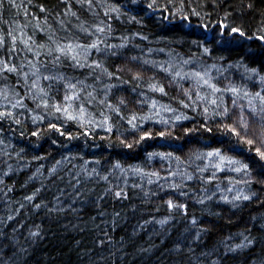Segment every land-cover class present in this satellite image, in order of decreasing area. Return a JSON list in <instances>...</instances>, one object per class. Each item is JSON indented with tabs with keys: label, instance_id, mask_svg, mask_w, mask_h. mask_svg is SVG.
<instances>
[{
	"label": "trees",
	"instance_id": "16d2710c",
	"mask_svg": "<svg viewBox=\"0 0 264 264\" xmlns=\"http://www.w3.org/2000/svg\"><path fill=\"white\" fill-rule=\"evenodd\" d=\"M15 2L21 4V0ZM106 2L108 6L120 5L123 14L119 18L113 15L111 33L101 35L100 39L105 45H119L121 37H127L128 43L124 48L103 50L102 46L101 52L92 50L87 63L99 61L104 69L114 74L112 78L100 69L76 67L73 61L65 58L54 65V57L47 55L46 49L41 50L40 60L47 66V71L41 68L44 75L60 72L72 83L81 81L82 85L77 84L78 88L83 86L85 91L94 90L93 103L89 105L85 100L83 120L67 119L63 113L50 114L53 112L51 106L47 112L36 108L39 101L27 98L22 77L14 73H0V89L7 85L5 91L13 103L22 99L27 105V108L13 109L0 97V111H10L15 119L21 121L16 124L11 118L0 119V264H197V257L200 264H212L213 261H219V264H264V184L257 182L264 180V173L261 172L262 162L254 155V148L264 150V145L257 141L252 146L253 153L242 150L229 153L249 164L250 176L227 168L217 171L210 183L200 179L188 181L180 175L171 176L170 173L185 172L201 175L197 168L214 161L197 160L191 157V153L196 150L209 152L220 145L213 135L203 131L184 135L185 129L199 128L205 123L201 109L185 108L180 103L181 100L187 103L181 87L176 83L169 84L167 74L154 65L142 64L143 60L165 63L193 58L196 63L186 65L185 71L198 64H216L220 71L212 69V75L219 87L231 82L237 86L247 85L251 92L258 91V83L248 80L243 68L235 67L248 49L259 52L258 42L249 41L244 48L227 50L213 37L219 31L221 20L225 24L243 26L249 34H260L258 29L264 27V0H157L158 5L169 6V13L180 8L181 4V15H191V9L201 13L200 17L192 16L191 23L182 29L178 25L183 22L175 20L168 24L159 19L160 12L145 15L140 9L150 0H142L140 5H131L129 0ZM40 5L47 11L41 12ZM25 9L29 13L27 17L23 14ZM71 12H75L76 16H71ZM95 12L99 15H94L77 0H23V7L20 8L4 0L0 8V29L7 32L8 25L15 29L18 22L27 24V32L32 35L35 16L39 18L41 27H46L43 21L47 19L59 39L75 38L82 44H88L94 37L82 33L76 25L90 27L108 20L99 5ZM225 12L230 13L227 18ZM129 16H136L142 22L130 20ZM58 18L64 20L65 28L60 26ZM203 24H208V29L202 28ZM136 33L140 35L136 36ZM144 36L147 40L143 39ZM34 39L37 44L48 43L45 34L39 31L35 32ZM192 40H203L204 46L213 49L211 55L204 54L201 47L191 43ZM149 49L153 51L149 52ZM24 55L20 52L15 58L17 66ZM131 57L139 59L133 61ZM27 59H32L31 54L27 55ZM244 63L249 67L260 66L247 56ZM128 68H132L133 72H129ZM135 72H140L144 80H133ZM149 77H154V80ZM121 80L130 83H121ZM157 80L163 84L167 95L148 88L149 83ZM28 83L31 84V80ZM106 85H117L111 89L109 100L120 107L119 114L97 103L104 99ZM42 86L48 92L45 98L49 105L60 102L63 106L66 94L63 82L53 81L49 85L43 81ZM132 88H136V92H132ZM183 88H191V82H185ZM206 91L203 88L200 90L201 94ZM13 92L20 95L16 97ZM141 92L144 96L140 95ZM67 94L71 95V92ZM121 98L127 102V107L119 103ZM81 99L85 97L82 95ZM192 99H196L195 92ZM224 99L231 108L233 98L226 94ZM145 100L147 102L139 103ZM152 100L157 101L155 111L163 117H171V113L164 112L160 105L177 109L192 119L175 122V127L165 129L158 123L157 117V120L140 125L141 131L132 129L127 120L133 114H147ZM238 103L246 105L247 101L240 99ZM70 110L77 115L78 104ZM105 115L110 117L111 132L95 126L103 121ZM238 115L239 110L236 109L233 118ZM36 116H43L44 119L33 122ZM220 123L218 119L215 123L208 121L215 137L220 136L215 131ZM51 124L56 125L59 131L49 127ZM81 125L90 129L91 135L82 134L84 128ZM143 130L154 134L167 130L181 139L156 137L134 144L131 149L120 143L121 140L128 143L139 140ZM68 133L76 138L70 139ZM177 145H183L184 150L178 151ZM151 152H173L180 160L148 157ZM117 161L125 169L124 172L114 170ZM130 167L143 171L136 173ZM53 168L57 169L55 174H51ZM93 170L98 175L89 177L87 173ZM151 173H158L160 178L150 177ZM212 173L213 169L209 167L202 175L207 179ZM103 176H108V181L100 178ZM149 178L152 183H148ZM250 179L253 182L249 185L237 183ZM173 183L179 187H170ZM109 188L111 191L105 194ZM121 189L126 197L114 195ZM237 191L256 195L251 200L236 201L235 207L222 199L227 196L229 201L233 200ZM76 192L80 195L77 196ZM200 199H204V203H200ZM169 200L174 204H186L187 211L170 208L167 204ZM193 217L198 221L195 227L191 224ZM162 220L166 223L161 224ZM38 230L39 236L30 235ZM197 233L200 236L198 240L195 239ZM245 236L253 240L251 245L233 252L226 251V245L235 248L244 243ZM177 243H181L180 251L175 248ZM189 247L193 250L191 253L188 252Z\"/></svg>",
	"mask_w": 264,
	"mask_h": 264
},
{
	"label": "snow or ice",
	"instance_id": "6c2138e0",
	"mask_svg": "<svg viewBox=\"0 0 264 264\" xmlns=\"http://www.w3.org/2000/svg\"><path fill=\"white\" fill-rule=\"evenodd\" d=\"M31 2V0H29ZM67 2V0H66ZM78 3H81V6H87L89 11L93 12L94 15H99V13L95 12L97 5L104 10V15L108 18L107 21H100L99 23L92 24L90 27H85L83 24H78L76 27L85 34H89L94 37V39L88 44H82L78 39L72 38L68 39L67 37L64 40L59 39L51 30V25H48L47 19L43 21L46 27L40 26V20L38 17L33 16V19L36 23L33 25V34L29 35L27 32L28 25L20 24L17 22L16 28L13 29L11 25H8V31L5 32L0 29V73H14L18 77H22L24 82L26 96L28 99L32 101H39L36 103V108H43L45 112L49 106L53 109L55 113H63L67 119L72 120H83L86 114L85 108V100L91 105L93 103L94 90L93 91H85L84 87H77V84H81V81H77L76 83H72L70 79H67L63 73L57 72L55 75H44L41 72V68L43 67L45 71H47L46 64L40 60L41 50L46 49L47 55H52L53 64H58L61 61V58L69 59L73 61L76 67H85L91 68L93 70L100 69L103 71L109 78L113 77L112 72H108L107 69H104L99 61H92V63H87L88 57L92 50L97 52L108 49L115 48H124L127 46L128 38L121 37L122 43L119 45H105L104 41L100 39L101 35H107L111 33V19L113 15L116 18H119L123 13L121 12L120 5L108 6L106 0H97L96 3L93 0H77ZM4 0H0V8H2ZM8 3L13 7H23V0H21V4L17 5L15 0H8ZM131 5H140L142 0H129ZM127 7L128 5H124ZM41 12L47 11L43 5H40ZM168 5H158L157 0H150L141 11H144L145 15L149 13L155 14L156 12H160L161 19L168 24H172L173 21L179 20L183 22L182 25H178L183 28L187 24L191 23V17H200L201 13L197 12L195 9H191V15L180 13L183 11V5L178 9H175L173 12H168ZM174 7V6H173ZM251 7V5H249ZM24 16L27 17L29 15L27 9L24 10ZM65 14H68V11L65 10ZM71 16L75 17L76 13L71 12ZM230 13L225 12L224 16L227 18ZM130 20H134L137 23H141V20H138L136 16H129ZM59 24L62 28H65V22L63 19H59ZM202 28L208 29V24L201 25ZM39 31L45 34L48 43H40L37 44L34 36L35 32ZM260 34L257 32H252L249 34L248 31L245 30L243 26H234L231 23L225 24L223 20L219 21V31L214 35L213 39L216 40V43L221 45L223 48L227 50H232L234 48H244L245 44L249 41H257L259 52L248 49L244 52V54L240 57V62H238L235 67L243 68L244 73L246 74V78L250 81L257 82L259 85V90L255 92H251L248 90L247 85L237 86L231 82H229L224 87H219L217 83L214 81L216 77L212 75V69H216L217 72L220 69L216 64L205 66L203 64H198L197 67L189 68L185 71V66L190 65L192 63H196L193 58L189 60L183 61H168L165 63H157L152 60H143V65H154L156 69L162 71L167 74L169 77L168 83H176L181 87V91H183L187 103L184 100H181L180 103L185 108L191 109H201V115L205 118V123L201 124L199 128H188L184 130V135L188 136L192 132L203 131L204 133L211 134L215 138V142L220 146L213 148L209 152H199L198 150L193 151L191 153V157H195V159H211L212 163L205 165L203 168H197V172L201 175L196 176L189 173H170L171 176L175 177L176 175H180L183 179L191 181L194 179H200L205 181L206 183H210L213 179H215V173L217 171H223L224 169H230L233 172L243 173L245 176L251 175V169L249 164L244 163L242 160L237 159L235 156L230 155L229 153L235 152L237 150L245 151L246 153H253V145L259 141L261 145H264V27L258 29ZM139 36V33L135 34ZM219 37V39H217ZM206 38V37H205ZM143 39L147 40V36H144ZM192 44L197 45L202 48V52L204 54L211 55L213 49L208 46H204L203 40H192ZM19 49V51H18ZM153 51L149 49V52ZM159 51H163L160 49ZM20 52L25 53L24 58L19 60V66H17V62H15V58L19 56ZM31 54L32 59L28 60L27 55ZM247 56L249 59L253 60V63H259V67H249L247 63H244V58ZM133 61L138 60V57H131ZM220 59H224L220 57ZM231 67V65H230ZM197 68L199 70H197ZM27 69V70H25ZM118 71H123V69H118ZM129 72H133L132 68H128ZM117 79H120L117 77ZM150 80H154V77H149ZM31 80V84L28 81ZM133 80L142 81L144 80V76L140 72H135L133 74ZM47 81L49 85L53 81H61L64 83L66 87V94L63 96V106L60 102L53 103L49 105L48 100L45 98L48 96V92L42 86V82ZM191 82V88H183V84L185 82ZM20 81H18L19 83ZM121 83H130L129 81L121 80ZM113 87H117V85H106L104 91V99L98 100L97 103L100 105H104L110 112L120 113V107L117 105H113L109 100L110 91ZM7 85H5L4 89H0V97H3L4 101L7 102V105L11 108L15 109L16 107L27 108V105L23 102L22 99H16L15 103H13L12 99L9 98V95L6 93L5 89ZM148 88L152 92H159L163 95H167L165 87L160 81H155L148 84ZM206 89L207 91L201 94V89ZM132 92H136V88L131 89ZM31 92V95H27L28 92ZM67 92H71V95H68ZM193 92L196 93V99H192ZM228 94L232 99V107L229 108L227 102L224 99V96ZM12 95L18 97L20 94L18 92H13ZM84 96L85 99H81V96ZM141 96H144V93H140ZM244 99L247 101V104H239L238 100ZM145 101H139V103H145ZM119 103L127 107V102L121 98ZM78 104L77 115H73L72 110L75 105ZM157 108V101H151V107L147 114L143 116H137L136 114L131 115V118L127 120V123L130 125L132 129H136L137 131H141L140 125L144 124L149 120H157L158 123L165 126V129L168 127H175V122L191 120L192 117L187 116L183 113H179L177 109H173L167 105H160V108L163 109L164 112L171 113V117H163L160 112L155 111ZM238 109L239 115L236 118H233L234 111ZM248 115H245V113ZM5 117L11 118L15 121L16 124H20L21 121L19 119H15L13 113L7 110L0 111V119H4ZM36 119L43 120V116H36L33 119L35 122ZM220 120L221 123L216 125L215 131L220 133L219 137H215L213 127L208 125V121L211 120L215 123L216 120ZM231 119V123H227L226 121ZM138 121V123H137ZM91 123V122H89ZM96 127L104 128L107 132L112 131V124L110 123V117L105 115L104 119L101 123L96 124ZM49 127L53 129H57V126L54 124L49 125ZM84 128L83 125H81ZM59 131V129H57ZM2 131V129H0ZM82 134L91 135V131L88 128H84ZM23 135V133H21ZM33 135H37V133H33ZM61 135L63 133L61 132ZM70 139H74L71 133H68ZM156 137L160 138H172L174 140H180L181 137L173 136L171 131H159L155 134L152 131L143 130L142 134L139 135V140L134 141L133 143H128L127 141L121 140L120 143L126 148H133L134 144H139L140 142L151 140ZM247 146V147H244ZM178 151H183V145H177ZM148 157H161L164 159L175 158L177 161L180 160V157L175 156L173 152H151L147 154ZM254 155L259 158V161L262 162L261 172L264 173V150L261 147L254 148ZM190 157V158H191ZM251 158V157H250ZM59 163V162H58ZM98 163V161H97ZM211 167L213 169V173L211 176L205 177L202 175L204 172L208 171V168ZM115 169H120L121 172H124L125 169L122 168L120 162L117 161L113 166ZM130 170L140 173L143 169H131ZM57 171L56 168L51 169V174H55ZM87 172V170H84ZM93 174L98 175L93 172H88L87 175L91 177ZM149 176H156L159 179L158 173H151ZM101 179L108 181V176L100 177ZM152 179L149 178L148 183H152ZM253 182V180H242L237 183L249 185ZM258 183L264 184V180L257 181ZM79 183V180H77ZM133 187H137L133 185ZM170 187L177 188L179 187L175 183L171 184ZM219 187V186H217ZM108 191H111V188L106 190L105 194ZM231 191V189H230ZM186 195V193H182ZM76 195L79 196L80 193L76 192ZM114 195L116 197H126V193L123 189L119 191H115ZM252 195L243 194L241 191H237L233 200L229 201L227 196L222 197L225 202L232 203V205L236 206V201L241 200H251ZM210 198V197H208ZM29 200L33 199V197H28ZM200 203H204V199H200ZM167 204L170 208H180L187 211L186 204H174L173 201H167ZM37 208L40 205H35ZM117 216L119 213L116 214ZM11 219V217H9ZM161 224L166 223V221H160ZM198 221L195 217L192 218L191 224L195 227ZM200 231L207 232V229H200ZM33 237H37L40 235L39 230L36 232L30 233ZM195 239H200L199 233H197ZM101 244L104 241H100ZM182 243V242H181ZM181 243H177L175 248L177 251L181 250ZM253 243V240L249 239V237H244V243L238 244L235 248H232L226 245V251L233 252L236 249L249 246ZM193 250L189 247L188 252H192ZM201 255H204L203 253ZM197 264H200V258L197 257ZM212 264H219V261H213Z\"/></svg>",
	"mask_w": 264,
	"mask_h": 264
},
{
	"label": "rangeland",
	"instance_id": "374dc122",
	"mask_svg": "<svg viewBox=\"0 0 264 264\" xmlns=\"http://www.w3.org/2000/svg\"><path fill=\"white\" fill-rule=\"evenodd\" d=\"M89 58V57H88Z\"/></svg>",
	"mask_w": 264,
	"mask_h": 264
}]
</instances>
